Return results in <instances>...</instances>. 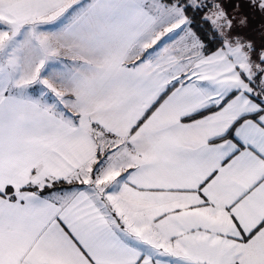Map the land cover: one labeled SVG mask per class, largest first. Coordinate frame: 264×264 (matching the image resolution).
Returning a JSON list of instances; mask_svg holds the SVG:
<instances>
[{
  "label": "snow or ice",
  "instance_id": "1",
  "mask_svg": "<svg viewBox=\"0 0 264 264\" xmlns=\"http://www.w3.org/2000/svg\"><path fill=\"white\" fill-rule=\"evenodd\" d=\"M0 264H264V0H0Z\"/></svg>",
  "mask_w": 264,
  "mask_h": 264
}]
</instances>
